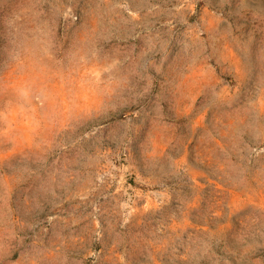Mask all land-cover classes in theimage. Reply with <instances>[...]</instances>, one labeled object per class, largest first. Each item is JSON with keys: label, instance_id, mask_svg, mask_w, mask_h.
Returning a JSON list of instances; mask_svg holds the SVG:
<instances>
[{"label": "rangeland", "instance_id": "obj_1", "mask_svg": "<svg viewBox=\"0 0 264 264\" xmlns=\"http://www.w3.org/2000/svg\"><path fill=\"white\" fill-rule=\"evenodd\" d=\"M0 264H264V0H0Z\"/></svg>", "mask_w": 264, "mask_h": 264}]
</instances>
